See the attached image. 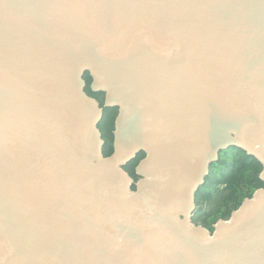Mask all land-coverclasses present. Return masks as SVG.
Wrapping results in <instances>:
<instances>
[{
    "label": "water",
    "instance_id": "1",
    "mask_svg": "<svg viewBox=\"0 0 264 264\" xmlns=\"http://www.w3.org/2000/svg\"><path fill=\"white\" fill-rule=\"evenodd\" d=\"M230 148L264 183V0H0V264H264V188L192 222Z\"/></svg>",
    "mask_w": 264,
    "mask_h": 264
},
{
    "label": "trees",
    "instance_id": "2",
    "mask_svg": "<svg viewBox=\"0 0 264 264\" xmlns=\"http://www.w3.org/2000/svg\"><path fill=\"white\" fill-rule=\"evenodd\" d=\"M85 80L86 84L91 82L88 75L85 76ZM88 94L93 97L89 90ZM115 116L116 111L107 114L101 123L105 124L107 128L105 134L100 131L105 143L104 157L110 156L113 151L111 132L114 128ZM143 158L144 154H139L136 160L124 168L135 181L137 177L134 169ZM261 172V164L255 158L247 156L245 152L237 148L221 152L219 161L210 166V173L205 179L204 185L195 194L196 211L192 218L193 224L211 230V226L219 220L229 219L231 213L236 211L245 199H250L256 190L264 188V183L260 180ZM201 205L206 206L208 212H203L200 209Z\"/></svg>",
    "mask_w": 264,
    "mask_h": 264
},
{
    "label": "flooded vegetation",
    "instance_id": "3",
    "mask_svg": "<svg viewBox=\"0 0 264 264\" xmlns=\"http://www.w3.org/2000/svg\"><path fill=\"white\" fill-rule=\"evenodd\" d=\"M86 75L87 74H85V76ZM85 76H84V80H85ZM85 83H86V80H85ZM90 83L89 84H86L85 89H84L85 94L88 95L89 97H91L88 94V90L90 91ZM90 93L93 95V97H91V98L95 99V101L99 104V107L101 109H103V111H102L103 112V117H102V119H101V121H100V123L98 125V129H99V132L102 131L105 134L106 133V130H107L106 125L105 124H101V123H102L103 119L105 118V116L107 114H112V113H114V111H116V116H117V109L115 110V109H105L104 108V94H102V93H92L91 91H90ZM116 116H115V118H116ZM115 118H114V122H115ZM99 127H101V128H99ZM113 127H114V125H113ZM113 131H114V128H113ZM113 131L111 132L112 135H113ZM102 132H100V134ZM212 226H211V230H208V231L212 232Z\"/></svg>",
    "mask_w": 264,
    "mask_h": 264
},
{
    "label": "rangeland",
    "instance_id": "4",
    "mask_svg": "<svg viewBox=\"0 0 264 264\" xmlns=\"http://www.w3.org/2000/svg\"><path fill=\"white\" fill-rule=\"evenodd\" d=\"M198 208V207H197ZM200 208V207H199ZM203 212H208V209L206 206L204 205H201V208H200Z\"/></svg>",
    "mask_w": 264,
    "mask_h": 264
}]
</instances>
